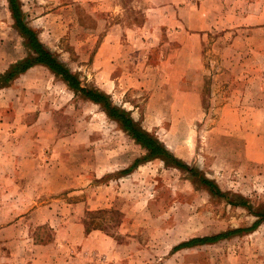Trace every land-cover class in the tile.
<instances>
[{
	"label": "rangeland",
	"instance_id": "374dc122",
	"mask_svg": "<svg viewBox=\"0 0 264 264\" xmlns=\"http://www.w3.org/2000/svg\"><path fill=\"white\" fill-rule=\"evenodd\" d=\"M17 1L22 22L82 86L109 95L191 170L147 160L101 105L34 65L0 88L11 143L38 156L0 157V202L12 203H0V225L27 215L32 186L45 188L34 200L52 203L59 219L22 224L13 254L0 244V264H45L46 255L62 264H264V220L174 250L251 227L250 211L264 209V0ZM30 53L0 0V74ZM79 217L85 238L54 245Z\"/></svg>",
	"mask_w": 264,
	"mask_h": 264
},
{
	"label": "trees",
	"instance_id": "16d2710c",
	"mask_svg": "<svg viewBox=\"0 0 264 264\" xmlns=\"http://www.w3.org/2000/svg\"><path fill=\"white\" fill-rule=\"evenodd\" d=\"M8 2L16 25L22 35L26 38V45L32 53H30L27 57L12 63L6 71L0 74V88L6 86L10 81L15 79L21 73H24L30 67L37 64L43 65L55 75L60 76L71 90L81 93L88 100L101 105L108 116L120 123L122 128L136 141V143L146 150L147 160L153 158L167 159L180 168L191 170L188 164L174 157L155 136L137 125L127 111L112 105L109 100V95L97 88L82 86L78 77L73 74L50 50L44 47L38 40L35 32L22 22V13L18 5V1L8 0ZM141 161L142 160L140 159H135L129 167L123 170V172L128 173L132 171V169L138 166ZM203 181L207 186H210V190L211 188H214V183L211 180L203 179ZM215 192L218 195H224V193H222L218 188H215ZM239 200L240 201H238V203L236 202L237 204L251 210V205L244 201V199L241 198ZM250 212L257 217V220L251 227L230 229L211 236L194 237L179 243L174 247V250L213 243L240 232L251 231L264 220V209L259 212H254L252 209Z\"/></svg>",
	"mask_w": 264,
	"mask_h": 264
},
{
	"label": "crops",
	"instance_id": "0c3cea01",
	"mask_svg": "<svg viewBox=\"0 0 264 264\" xmlns=\"http://www.w3.org/2000/svg\"><path fill=\"white\" fill-rule=\"evenodd\" d=\"M5 126H6V124L4 122H0V157H2V155L7 156L9 154H10V157H12L11 154L13 152H15V153H19L21 155L20 157H22V158L27 157V156H29L30 159H33L36 157L38 158V156L36 154L32 153L33 148H32V150L29 149V151H27V152H29V154L27 155L26 152H23L21 150V148L23 146H21L20 143H17L16 145L12 144L11 143L12 139L10 136L7 135L8 132L6 131ZM15 139L18 140V138H15ZM30 172H31V169H28L27 173H30ZM34 188H36V186L35 187L32 186L31 193L33 195L29 196V198H28V204H29L28 210L25 211L27 213V215H20V216L18 215L19 216L18 219L14 220V218H11L9 221H6L5 224L0 225V244H3L5 246V248L1 249V250H3L2 252L5 256H9L10 254H13L11 252V248H10V245L12 244V242H10V241L12 240L13 234L15 231L16 232L20 231V233H18L15 236L16 238H19V237L21 239L24 238V232H23V225L22 224L27 225V230H29V228L32 226L37 227V226L45 225V224H48L49 226L53 227L54 226V225H52L53 222L55 220L59 219V217H57L53 213L52 209L50 208L52 203H48V201L47 202L46 201L37 202L36 200H34V196L37 194V197H39L40 194L42 193V191L45 192V188L40 190L39 193H35ZM66 188L67 187H62L59 190H64ZM48 189H49L48 191L51 192L52 189L50 187ZM12 190L13 189L10 186L5 187L4 188L5 197H8L11 194ZM74 202L75 203H73L72 205H77V206L80 205L79 204L80 202H77V201H74ZM0 203H1L2 207H4V208L10 207L12 205L10 199L4 200L3 204H2V202H0ZM66 204L71 205V204H69V202H66ZM29 209H31V210H29ZM77 215H78V213H76V216ZM74 223H75L74 224V231L72 232L73 234H69V232H65V231L63 233H60L61 230L56 232L57 235H54V239L56 241V242H54V245H55V243H60V241L65 240V239H69L70 241H73L74 244H77L80 241L79 239L85 238V233H84V229H83L82 224H81L80 217L76 218V222H74ZM29 234H31V233H29ZM58 234H60V235H58ZM31 240L32 241L37 240V247H38V245H39L38 244V238H34L32 236ZM65 241H67V240H65ZM34 246H36V245H34ZM40 248L41 247H38V249H40ZM1 250H0V252H1ZM47 252H49V250H47ZM75 252H77V251H75ZM82 255H83L82 252H80V251L77 252V257H80ZM43 259L46 262L45 264H62L61 263L62 260H60L58 258H56V260L54 261V258L52 255L51 256L46 255V257ZM56 261H58V263H56Z\"/></svg>",
	"mask_w": 264,
	"mask_h": 264
}]
</instances>
